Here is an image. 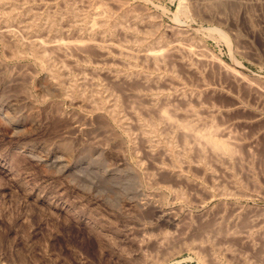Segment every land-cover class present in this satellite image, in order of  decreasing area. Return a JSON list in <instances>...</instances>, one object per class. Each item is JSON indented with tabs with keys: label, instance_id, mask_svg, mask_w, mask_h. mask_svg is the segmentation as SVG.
Listing matches in <instances>:
<instances>
[{
	"label": "bare ground",
	"instance_id": "bare-ground-1",
	"mask_svg": "<svg viewBox=\"0 0 264 264\" xmlns=\"http://www.w3.org/2000/svg\"><path fill=\"white\" fill-rule=\"evenodd\" d=\"M122 1L0 0V47L16 60L31 57L47 76L48 84L44 83L46 86L43 87L49 92H59L61 99L72 105L78 104L80 114L82 113L81 120H86L92 115L103 117L104 121L113 126L112 129H117L128 137L132 147L137 149L139 144L142 145L145 158L150 160L155 171V174L154 171H150L151 175L157 174L152 176L153 180L150 178L152 181H155L158 175L167 174L170 175H165L168 178L173 177L175 187H180L179 184L184 183L185 186L196 190H192L193 192H202L207 198L212 197L214 193L224 198L245 196L246 191L250 189L249 186L250 190L256 193L258 191L264 193L254 172L256 160L253 161L256 155L253 152L258 148L256 147L258 140L264 136V83L242 72L240 67L236 68L237 65L235 68H229L227 64L213 56L212 52L208 51L210 49H205L207 47L198 37L200 28L193 31L188 27L189 24L186 26L187 24L181 21L182 16H188L187 9L190 7L182 4L184 6L179 13L181 17L177 16L173 25L169 26V29H164L160 25L161 22H158L160 18L156 17L155 12H150L144 2L128 5L129 2L127 4ZM205 1L206 3H199L197 6L191 4L195 6L191 8L199 14L202 11L199 6L208 9L219 8L222 5V2L219 3L217 0ZM210 29L208 32L212 37L218 32L223 41H227L226 35L221 31ZM210 65H217L216 68L218 67L228 77L217 76L214 74L215 71H210ZM221 76L225 77L223 78L225 81ZM217 80L226 86L228 84V87L221 85L218 89L215 83ZM26 93L29 97L28 91ZM34 96L33 93L32 97ZM226 97H229V103L225 102ZM33 101L36 102L34 99ZM9 106L15 108L14 104ZM98 143L96 144L99 145ZM243 154L248 155L249 160L245 158L248 160L247 164L243 160ZM137 162L141 163L136 159V164H139ZM217 170L222 175L218 176ZM193 171L206 178L204 181L211 182L213 194L210 188L206 189L200 181L190 175ZM126 181L127 185L129 181ZM116 183L115 185H118ZM178 193H176L178 198L186 199ZM157 195L159 196L158 193ZM187 200L189 199L185 202ZM223 207H219L211 219L208 216L210 221L207 224L201 219L205 224H202V229L196 230L197 234L194 236L197 239L191 240V244L188 242L189 246L186 245L188 249L197 251L195 253L197 255L198 252L208 253L211 264H224L219 259L221 255L229 257L231 262L234 261L232 263L264 264V214H262L264 211L258 210L261 212L259 215L262 214L259 216L255 212V215L249 212L252 206L248 212L238 204H233L229 209L227 206V209ZM171 216L168 215V219ZM188 225L186 227H190ZM166 239L167 237L163 238V241H151L155 245L154 249H151L156 256L147 258L146 264H160L159 261L175 249L169 244L164 245ZM200 255L199 258L204 256ZM203 261L204 258L201 259V262Z\"/></svg>",
	"mask_w": 264,
	"mask_h": 264
},
{
	"label": "rangeland",
	"instance_id": "rangeland-1",
	"mask_svg": "<svg viewBox=\"0 0 264 264\" xmlns=\"http://www.w3.org/2000/svg\"><path fill=\"white\" fill-rule=\"evenodd\" d=\"M217 1L222 2L219 8L213 7L208 10L199 6L203 8H200L202 11L199 14L198 11L194 12L192 8L195 6L191 4L197 6L199 3H206L205 0H123L122 2L127 4L129 2L128 5L144 2L145 7L160 18L158 22H161L160 25L164 29H169V26L173 25L182 6L190 7L187 9L190 15L181 17L180 14L179 17L182 23L187 24L186 26L189 24L188 27L193 31L200 28L198 37L207 47L204 48L210 49L208 51L229 68H235L237 65L236 68L240 67L242 72L264 83V0ZM159 6L163 8L160 9ZM220 17L223 19L221 20ZM210 28L221 31L226 35L228 42L223 41L218 32L212 33L214 35L212 37L208 32ZM202 29L203 33H201ZM2 48L0 47L2 61H0V264H146L147 258L156 256L153 252L155 245L151 241L155 242L165 237L167 239L164 245L169 244L175 249L172 250L173 254L171 251L168 255L170 257L163 258L165 261L161 259L160 264H211L208 253L198 252L200 256L204 255L199 258V255L195 254L197 251L191 248L189 250L187 247L188 242L191 244V240L197 239L194 235L203 228L204 222L206 221L207 224L219 207L224 206L229 209L233 204L246 208L247 212L250 206H254L249 210L253 215L255 213L259 215L264 211V193L250 190L251 186L245 196L219 197L213 194L211 182L204 181L206 178L193 171L190 175L200 181L206 189L210 188L213 196L208 197V200L204 193L193 192L195 189L187 184L185 186L184 183H180L181 188L175 187L176 182L174 184L173 177L172 179L167 177L170 175H158L159 179L156 177L155 179L159 181L155 179L152 181L155 171L150 160L145 158L142 145L139 144L137 149L132 147L128 137L119 130L112 129L113 126L104 121L103 117L92 115L89 120H81L82 113L80 114L81 109L78 108V104L72 105L61 99L59 92H49L43 87L48 84L47 76L36 66L31 57L16 60ZM213 66L210 65L209 69L215 71L214 74L228 77L225 72L223 74L218 67L216 68L217 65ZM22 72L24 73L21 74ZM28 72L30 75L27 74ZM215 83L218 89L224 85L219 80ZM227 87L228 84L225 88ZM42 88H45L44 91L47 90L46 93ZM225 99V102H230L229 97ZM9 104H14L16 110ZM58 110L60 112H57ZM102 124L105 126L109 124V128L103 127ZM112 132L119 136L113 135ZM96 143L101 144L102 148ZM256 147L259 149L254 150L253 154L256 155L254 154L253 161L256 160L258 168L254 166V172L257 181L261 182L258 183L260 188L264 191L262 161L264 136L258 140ZM242 157L245 160L248 155L243 154ZM136 159L141 163L136 164ZM246 160L247 164L249 159ZM150 171H154V174L151 175ZM216 172H219L218 176L222 175L219 170ZM132 179H134L133 185ZM126 180L130 182V184L128 182L130 186L126 185ZM172 184L175 186L173 187ZM176 193L182 194L189 200L185 202L186 199L178 198ZM215 206L219 207L216 209ZM260 209L261 212L258 211ZM168 215L171 216L169 219ZM187 225L190 227H186ZM172 242L175 246L171 244ZM225 257L227 256L219 257L222 263L237 264L232 263L234 261L231 262L229 257ZM203 258L204 263L201 262Z\"/></svg>",
	"mask_w": 264,
	"mask_h": 264
}]
</instances>
